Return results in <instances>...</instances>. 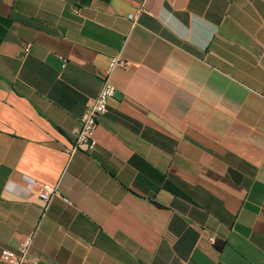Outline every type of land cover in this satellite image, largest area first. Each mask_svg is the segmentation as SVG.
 Wrapping results in <instances>:
<instances>
[{"label": "crops", "instance_id": "1", "mask_svg": "<svg viewBox=\"0 0 264 264\" xmlns=\"http://www.w3.org/2000/svg\"><path fill=\"white\" fill-rule=\"evenodd\" d=\"M27 234L35 264H264V0H0V251Z\"/></svg>", "mask_w": 264, "mask_h": 264}, {"label": "built area", "instance_id": "2", "mask_svg": "<svg viewBox=\"0 0 264 264\" xmlns=\"http://www.w3.org/2000/svg\"><path fill=\"white\" fill-rule=\"evenodd\" d=\"M30 46V43L24 46V53L30 50ZM125 64L126 62L119 56L111 59L99 92L87 101L78 124L73 128L74 140L70 152H74L83 146L87 149L95 146V128L98 119L107 111L108 101L115 94L116 90L115 85L110 79V74L116 66H125ZM28 180L37 185L38 195L46 204L49 203L52 197L61 196L57 185L36 182L33 178H28ZM65 200L67 199L65 198ZM33 238L34 234H27L16 246L2 248L0 251V262L3 264H35L37 258L31 254ZM211 240L214 241V237H211Z\"/></svg>", "mask_w": 264, "mask_h": 264}]
</instances>
